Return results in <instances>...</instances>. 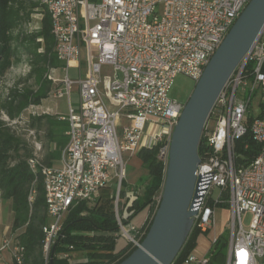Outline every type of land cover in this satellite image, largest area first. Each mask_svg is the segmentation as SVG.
<instances>
[{"label":"built area","instance_id":"2783aa9c","mask_svg":"<svg viewBox=\"0 0 264 264\" xmlns=\"http://www.w3.org/2000/svg\"><path fill=\"white\" fill-rule=\"evenodd\" d=\"M251 1L40 0L51 17L55 54L65 65L62 80L48 76L53 82L49 96L67 97L69 105L68 114L60 117L68 123V143L59 166L45 163L44 146L30 130L33 156L28 163L35 175L43 177L50 219L43 228L47 264L52 248L63 238L68 214L80 203L94 206L101 191L113 187L120 227L114 236L132 249L141 246L146 223L124 224L127 212L120 214L138 197L127 201L121 197L127 178L125 154L160 147L159 158L168 165L172 135L184 109L169 96L176 77L184 75L196 83L201 79ZM249 62L250 71L246 70ZM72 64L79 67L77 80L69 77ZM240 66L204 129L207 151L196 172L194 227L200 237L207 234L218 207L228 205L231 235L226 264H264V120L256 118L249 127L253 140L261 145L259 155L250 164L239 165L236 151L248 133L252 98L259 91L264 94V31ZM74 88L80 96L77 109L71 101ZM215 189L221 190L217 199ZM35 193L32 190L30 202ZM248 213L253 220L246 230L243 216ZM218 239L214 237L212 243ZM6 248L12 250L16 264H29L25 248L15 239L5 240L0 252ZM70 250L59 258L72 261L79 252L73 246ZM180 264H212V260L195 249Z\"/></svg>","mask_w":264,"mask_h":264},{"label":"trees","instance_id":"16d2710c","mask_svg":"<svg viewBox=\"0 0 264 264\" xmlns=\"http://www.w3.org/2000/svg\"><path fill=\"white\" fill-rule=\"evenodd\" d=\"M39 8L43 9L39 12L43 15L42 29L33 36L32 41L36 43L38 39H43L44 52L39 53L41 42H37L34 50L29 52L37 61L32 65L29 74L34 78L36 89L20 88V84L16 83L8 90L7 96L3 97L0 94V193L4 200L12 201L14 212L12 230L14 234L22 231L15 240L25 248L29 264H47L43 228L50 219L47 213L43 177L35 175L28 163L33 156V148L17 134L11 124L16 120L20 121L24 112L31 106H41L43 101L49 98L53 82L49 80L48 73L51 69L60 68L61 62L54 51L55 39L46 6L35 0H0V78L13 66L14 57L18 52L14 44L19 38L20 30ZM16 32H18L17 36ZM252 68L253 64L249 62L246 70L250 71ZM3 117H7L8 121ZM257 119L264 120V104ZM246 120L248 133L236 145L239 165L250 164L261 151V145L253 140L249 129L254 118L247 117ZM27 123L32 130L45 128L48 143L55 146V150L45 159L48 165L51 166L53 161L60 160L62 151L68 143V123L52 115H32ZM159 150L160 147H157L153 150H142L138 154L148 170V177L142 183L143 193L132 201L130 206L120 211L121 215L127 212V217L123 220L124 224L135 223L143 211H149L151 219L146 223V234L141 244L153 223L160 204L157 198L162 195L166 178L167 166L159 158ZM206 151V140L202 136L199 145L200 157ZM32 190L36 193L34 201L30 202ZM121 197H125V183ZM84 213L86 214L83 215ZM119 231L113 195L108 199L101 195L100 200L92 207L80 203L66 217L62 229L63 238L59 239L52 248L48 264H120L137 248L132 249L130 244L123 248L119 247L118 239L114 236ZM200 235V230L193 227L174 261L175 264H180L197 248ZM219 244L218 239L216 245ZM71 246L76 252L85 253L86 260L70 262L68 259L59 258L60 254L71 252ZM227 253L228 242H224L213 256L212 264H226Z\"/></svg>","mask_w":264,"mask_h":264},{"label":"water","instance_id":"95a60500","mask_svg":"<svg viewBox=\"0 0 264 264\" xmlns=\"http://www.w3.org/2000/svg\"><path fill=\"white\" fill-rule=\"evenodd\" d=\"M264 31V0H252L207 65L172 135L161 201L141 246L120 264H172L194 227L199 145L210 114Z\"/></svg>","mask_w":264,"mask_h":264},{"label":"rangeland","instance_id":"374dc122","mask_svg":"<svg viewBox=\"0 0 264 264\" xmlns=\"http://www.w3.org/2000/svg\"><path fill=\"white\" fill-rule=\"evenodd\" d=\"M40 1V0H35ZM43 10L42 8L36 9L35 13L30 17V20L23 26V28L19 32V38L16 40L14 46L15 48H18V52L16 56L14 57V63L13 66L6 72V74L0 78V94L5 97L7 96L8 90L12 88L16 83L20 84V88L24 87H31L36 89V86L34 84V78L30 77V72L32 69V65L36 64L35 58L31 56L29 53L30 51H33L36 47L37 42H41V48L39 49V53L44 52V40L38 39L37 42H33L32 38L33 36L40 32L42 29V20L43 15L39 12ZM18 32L15 33L17 36ZM34 61V62H33ZM33 62V63H32ZM83 68L85 70L86 68V58H85V51H83V61H82ZM64 64L61 63L59 71H57L55 74L52 73V69L48 73V76H56L57 79L62 80L64 78V73L62 72V69L64 68ZM241 67V66H240ZM239 69V68H238ZM104 74H108V68L104 67ZM69 77L71 80H77L79 79V67L78 64H72L69 67ZM196 86V82L191 80L190 78L179 75L176 77L174 84L172 86V89L170 91V98L178 101L179 103L185 104L187 103L189 97L191 96L194 88ZM247 99L249 98V93L246 95ZM71 101L73 104V107L77 109L79 107V91L77 88H74V90L71 93ZM264 104V94H262L260 91L255 94L252 98V102L249 108V112L247 114V117L250 118H258L261 111H262V105ZM53 107L56 109L59 113L62 115H67L69 111V105H68V99L67 97L64 98H58V97H52L49 96L47 100L43 102V107ZM33 112L38 115H48L45 109L38 108L33 109L32 106L27 109L24 114L22 115L20 121L16 120L11 125L13 126V129L17 132V134L27 142L31 144L32 142V136H30V127L28 125L29 117L33 115ZM3 119L6 120L5 117ZM7 121V120H6ZM35 135L39 141L43 144V153L42 156L45 159L49 155L50 152H53L55 150L54 145H50L46 138V129L42 128L41 130H34ZM129 154H125V159L128 160ZM131 161V160H130ZM45 163H47L45 161ZM48 164V163H47ZM52 166H59L60 160L53 161ZM128 179V171H127V178ZM115 187L111 189H104L101 191V195L104 198H110L114 193ZM221 190L215 189L214 190V198L217 199L220 196ZM223 199H226L223 197ZM121 209V207H120ZM146 215V211H143L136 219H142ZM150 216L148 215L146 222L150 220ZM253 220V215L248 213L243 216V225L246 230L250 228V225ZM231 214H230V207L228 205H222L217 209V219L215 221V224L207 234L201 236L199 240L197 241V253L199 255H207L208 258L213 260V256L217 254L218 247L224 242H228V248H229V239L231 235ZM22 231H19L15 234L16 238ZM219 236L220 244L217 246L216 244H213V238ZM121 243V244H120ZM119 245L123 246V241H121ZM205 250V251H204ZM84 255L79 253L76 255L75 261L80 260Z\"/></svg>","mask_w":264,"mask_h":264},{"label":"crops","instance_id":"0c3cea01","mask_svg":"<svg viewBox=\"0 0 264 264\" xmlns=\"http://www.w3.org/2000/svg\"><path fill=\"white\" fill-rule=\"evenodd\" d=\"M37 107L45 109L48 115L56 116L58 118L65 116L59 113L53 107L50 106L43 107V103L41 106H37ZM127 163H128L127 164L128 179L125 182V197H124V200L126 201L129 197L132 198L136 195L139 196L143 193L142 183L148 177V170L144 167L143 162L139 158L138 154L134 156H129ZM148 215H149V211H146V215L142 219H138L137 221H135V224H137L138 226H142L145 223H147L146 220ZM216 219H217V212H216ZM13 222H14V212H13L12 201L4 200L0 193V249L3 247L5 240L16 238L12 230ZM121 241H123L124 243L122 246L123 248L126 246L127 243L121 239L118 241V244ZM119 247L121 246L119 245ZM77 254L79 253H75L73 255V260L70 262H81L86 260V255L84 253L85 256L80 258V260L75 261L74 259L76 258ZM0 264H16L11 249L6 248L0 252Z\"/></svg>","mask_w":264,"mask_h":264}]
</instances>
